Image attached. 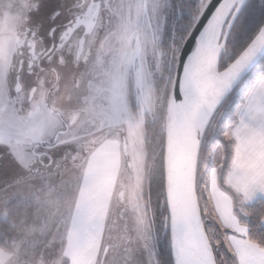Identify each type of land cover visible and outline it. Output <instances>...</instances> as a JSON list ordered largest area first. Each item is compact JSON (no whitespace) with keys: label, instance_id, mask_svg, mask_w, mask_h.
Masks as SVG:
<instances>
[{"label":"rangeland","instance_id":"obj_1","mask_svg":"<svg viewBox=\"0 0 264 264\" xmlns=\"http://www.w3.org/2000/svg\"><path fill=\"white\" fill-rule=\"evenodd\" d=\"M69 1L0 0V75L4 76L3 81L0 77V117L6 121L5 124H0V147H6L10 158L9 166H7L10 173L8 176L4 175L2 182L4 185L0 187V218H6V206L10 203L19 200L33 201L35 204L34 226L19 236L20 241L24 243L26 240H32V249L44 253L49 259V264H59L66 248V235L71 223L80 216V208L84 207L85 217H89L94 205L101 204L104 200L105 203L110 201L107 207L102 206L101 209V213L105 214L102 218V241L98 236L86 231L82 239L78 241L80 243L77 242L75 245L76 249L84 250L85 255L92 253L93 257L90 255L92 259L89 260L88 257L83 256L73 257L72 262L74 264L77 262L83 264L125 262L118 254L128 248L131 234L134 244H140L144 232L142 222L144 224L146 222L145 227H150L151 231L149 246L152 244V251L147 252L146 264H159L154 245L156 239L154 240L153 230L148 222L150 218L145 199V183L155 151L160 145L161 132L159 130L150 133L149 128L155 124L158 126L157 129L163 128L164 125L168 93L184 40L182 33L185 29L180 21L181 15L190 13L188 16L191 15L195 19L206 0H104L109 14L108 29L112 33V44L115 47V53L111 55L112 64L107 73L108 77L104 78L106 88L101 86L100 91L88 95L84 103L73 101L74 94H72L70 98L72 100L67 103L68 101L62 97L63 92L69 87L67 84L52 106L53 109L56 107L55 110L60 112L65 121L73 115L76 116V123L70 127L72 132L76 130L77 134H86L91 127L99 124L102 128L98 129L93 141L92 139L76 140L74 141L76 144L73 142L74 145L69 144L68 141H55L50 151H47L53 157L41 158L33 155L32 149L36 151V143L40 144L43 141L31 140L52 137L57 134L55 131L57 132L58 128L64 129L59 120L61 118L46 111L32 112L28 115L23 112L20 116L21 122L17 121L11 115V109H15V104L2 98L1 92L3 89H5V95L8 92L5 74L13 60L16 45L11 36L18 21L28 25L33 21L34 12H43V16L47 17L54 2L63 7V4L68 6ZM100 25L101 17L97 27ZM136 39L139 40L141 50L142 81L138 77L137 81L133 82V77L129 74L130 57ZM93 40L94 35L88 40L87 45H90ZM237 47L227 45L228 56L234 55ZM128 84L131 85L129 94ZM242 85H244L243 82L218 109L217 123L212 136L217 132L218 123L228 114L234 97L241 91ZM87 86L90 85L87 84ZM128 95L134 105L131 110L128 105ZM93 108L95 110H91ZM90 119L97 124H91ZM145 129L150 139L149 153L145 148ZM7 138L11 139L3 141ZM121 139L126 144V155L122 150ZM94 146H96L95 149H93ZM73 149H76L75 153H68L73 152ZM85 152H89L90 156L92 154L114 155L113 160L116 159L115 155L120 156L119 201H115V193L110 197L107 191V186L114 180L112 178L114 171L102 162L95 172L90 163L84 161ZM65 154L67 155L63 156ZM219 160V153L213 152L207 155L206 149L203 152L200 176L201 181L205 179L203 185L205 202L202 210L205 220L209 223L215 222L207 200L206 185L215 183ZM84 172L87 174L83 175ZM115 203L116 206L113 207ZM116 207H118V213ZM145 208L146 212H144ZM159 224L156 222V235L161 238ZM159 238H157L158 241ZM126 239L128 242L125 244ZM11 245L12 250L16 246L17 249L18 246L23 249L18 245V235ZM140 249L137 245L131 248L136 251ZM72 252L78 253L76 250ZM135 261L136 264H144V258L140 254L136 256Z\"/></svg>","mask_w":264,"mask_h":264},{"label":"water","instance_id":"obj_2","mask_svg":"<svg viewBox=\"0 0 264 264\" xmlns=\"http://www.w3.org/2000/svg\"><path fill=\"white\" fill-rule=\"evenodd\" d=\"M249 0H206L180 48L164 117L163 174L172 264H217L197 194L199 158L224 101L264 59V22L224 68L232 29ZM140 45L132 64L140 65ZM124 153L126 144L123 142ZM150 221L155 237L153 216Z\"/></svg>","mask_w":264,"mask_h":264},{"label":"flooded vegetation","instance_id":"obj_3","mask_svg":"<svg viewBox=\"0 0 264 264\" xmlns=\"http://www.w3.org/2000/svg\"><path fill=\"white\" fill-rule=\"evenodd\" d=\"M106 8L107 5L104 0H70L69 5L63 4V7L54 2L47 17L43 16V12H34L32 14L33 21L24 25L19 20L13 29L11 37L14 38L16 47L13 60L5 74L8 92L7 95H5V89L1 92L2 98L15 104V109H11V115L21 122L20 116L23 112L28 115L32 112L43 113L46 111L59 116L60 122L65 127L64 129L58 128L59 131H55L57 134L52 137L32 139L31 141H43L40 144L36 143V151L32 149L33 155H38L41 158L51 156L47 151H50L49 149L53 147L55 141H68L69 144L72 143L73 145L76 144L74 142L76 140L92 139L93 141L98 129L102 128L99 124L91 127V130L86 134H77L76 130L72 132L70 127L76 123V116L73 115L74 117L71 116L65 121L60 112L55 110L56 107L53 109L52 106L54 100L61 91L65 90L67 84L69 87L62 96L64 100L68 101L67 103L72 100H70L72 94H74L73 101L84 103L87 96L95 94V91H100L101 86L106 88L104 78L108 77L107 73L112 64L111 55L115 53L112 33L108 29L107 18H109V14ZM144 9H146L145 5ZM100 17L101 25L97 27ZM110 19L112 20V18ZM93 35V45L92 43L87 45L88 40ZM131 57L129 74L132 75L133 82H136L138 77L142 81L141 60L139 66L137 63L133 65ZM0 77L3 81L4 76L0 75ZM87 84L90 86L88 87ZM129 86L128 84V93ZM129 109L131 110L130 106ZM90 120L91 124H97L96 121ZM5 123L3 117H0V124ZM69 134L71 135L69 136ZM10 139L7 138L3 141ZM121 141L123 143L124 140L121 139ZM0 148L3 149L0 150L1 187L4 185L2 183L4 175L8 176L10 173L7 168L10 158L6 147ZM40 148L42 149L40 150ZM95 148L96 146L93 147V149ZM73 150V152L68 153H75L76 149ZM122 150L124 151L123 146ZM83 156L85 159L90 156V153L85 152Z\"/></svg>","mask_w":264,"mask_h":264},{"label":"crops","instance_id":"obj_4","mask_svg":"<svg viewBox=\"0 0 264 264\" xmlns=\"http://www.w3.org/2000/svg\"><path fill=\"white\" fill-rule=\"evenodd\" d=\"M235 118L234 124L229 126L224 132L225 137L233 141V157L225 182L230 191L240 199L241 203L249 205L258 200H264V76L256 78L253 85L246 92L243 102L235 113ZM113 156L92 154L87 159L85 158L84 161L89 162L94 171L99 169V164L102 162H105L114 171L112 176L114 180H112V184L110 183L107 186V191L110 193V197L115 193L114 199L117 202L121 159L119 155H115L116 159L113 160ZM86 174V172L83 173V175ZM105 174L108 175V173ZM206 193L213 220L221 231L222 241L228 252L234 257L236 264H264V247L248 238V228L240 223L234 213L231 193L218 186L216 176L213 185H206ZM110 199L112 200V198ZM109 202L105 203L104 200L101 203L102 205L99 203L96 206L94 205L89 217H85L83 203H81L83 208H80V216L74 219L71 226L69 225L70 229L65 238L66 248L59 264H74L72 262L73 257L83 256L85 258L88 257L89 260L92 259V253L85 255L83 254L84 250L76 249L75 245L82 239L86 231H89L91 235L98 236L101 240L102 218L103 216L105 217V214L101 213V209L102 206H106ZM114 206H116V203ZM116 212L118 213V207H116ZM144 212H146V208ZM148 222H150L149 219ZM145 224L142 222L144 232L142 233L140 244H134L131 234V237L129 236L130 246L128 245V248L123 249L118 254L125 260L121 264H136L135 258L138 254L142 255L144 264H146L147 252L151 250L152 244L149 246L151 241L150 227H145ZM33 226L32 224L22 229L19 232V236ZM19 236L18 245L22 246L23 249L19 246L18 249L16 246L11 252L0 249V264H49V259L44 253L32 249V240H26V242L21 243V237ZM127 242L126 239L125 244ZM133 245H137L141 249L137 251L131 250ZM26 247L28 248L26 249ZM72 250H76L78 253L72 252ZM77 264L83 263L77 262Z\"/></svg>","mask_w":264,"mask_h":264},{"label":"trees","instance_id":"obj_5","mask_svg":"<svg viewBox=\"0 0 264 264\" xmlns=\"http://www.w3.org/2000/svg\"><path fill=\"white\" fill-rule=\"evenodd\" d=\"M177 1V0H172ZM188 13V12H187ZM190 14V13H188ZM188 14L182 13L181 23L184 26L183 37L185 39L189 29L193 25L195 19L188 16ZM264 22V0H249L240 16L238 17L231 35L228 40V45L238 46L234 55L228 56V50L226 48L225 54L222 58L221 68H224L228 63H230L248 44L252 37L256 34L260 26ZM187 28V29H186ZM184 41V40H183ZM264 76V59L259 63V65L253 70V72L243 81L241 91L234 97L233 103L228 111V114L224 116L218 123L217 132L215 135H211L212 131L216 127L217 120L212 122L207 130L204 144L201 150L199 158V168L197 176V194L199 198V203L201 210L204 207L205 197L203 185L205 179L201 181V160L203 152L206 149V154H212L217 152L220 154V160L216 168L217 183L220 188L231 193L233 203H234V213L237 216L240 223L248 228V238L255 242L256 244L264 247V200L255 201L252 204L245 205L240 202V199L236 197L230 189L227 187L225 178L229 171L230 164L233 157V141L226 138L223 134L225 130L234 124L236 118L235 113L239 105L243 102V97L246 92L253 85L254 81L258 77ZM131 85L129 86V91ZM129 94V93H128ZM128 105L131 109L134 108L133 101L131 97H127ZM134 112V110H132ZM148 125V124H146ZM157 125H152L149 128V132H158L160 130V145L158 150L155 151L153 157L152 165L147 173V181L145 183V199L147 202V212L150 218V211L153 216V222L156 231V222H159L161 229L159 232V237H157V231L155 233L154 241L156 256L159 264H172L169 233L168 230L164 232V218L167 213L165 190H164V174H163V142H164V125L163 128H158ZM146 131V129H145ZM148 132V134H150ZM148 138L146 131L145 138V148L147 153H149ZM6 218H0V249L4 251L11 252L13 239L19 236V232L32 225L35 215V204L31 200H19L10 203L6 206ZM155 212V215H154ZM203 222L206 227L208 237L214 249L217 264H236L234 257L228 252L226 246L224 245L221 237V231L218 226L211 222H207L203 215ZM209 219V218H208ZM152 228V223L150 221ZM164 232V233H163ZM163 233V234H162ZM154 236V234H153ZM159 238V241L157 240Z\"/></svg>","mask_w":264,"mask_h":264}]
</instances>
